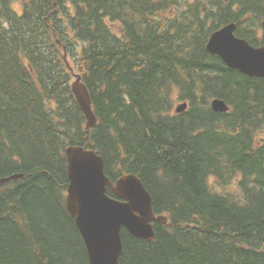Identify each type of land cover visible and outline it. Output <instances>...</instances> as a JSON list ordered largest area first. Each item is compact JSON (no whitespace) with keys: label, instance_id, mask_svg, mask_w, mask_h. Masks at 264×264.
I'll list each match as a JSON object with an SVG mask.
<instances>
[{"label":"trees","instance_id":"obj_1","mask_svg":"<svg viewBox=\"0 0 264 264\" xmlns=\"http://www.w3.org/2000/svg\"><path fill=\"white\" fill-rule=\"evenodd\" d=\"M263 21L264 0H0V179L24 175L0 188V264H89L67 146L139 177L168 218L153 243L123 229L121 264H264V79L206 49L230 23L264 46Z\"/></svg>","mask_w":264,"mask_h":264},{"label":"water","instance_id":"obj_2","mask_svg":"<svg viewBox=\"0 0 264 264\" xmlns=\"http://www.w3.org/2000/svg\"><path fill=\"white\" fill-rule=\"evenodd\" d=\"M236 30L237 24L230 23L212 33L206 47L208 53L221 58L231 69L264 79V46H252L239 38ZM72 91L85 115L89 134L97 126L98 119L89 91L80 77L73 83ZM211 107L219 114L230 110L220 99L213 100ZM187 109V103L180 104L176 113ZM65 154L70 180L66 206L84 239L89 264H121L123 228L135 238L155 242L154 225H167L168 218L156 215L152 196L139 177L129 173L113 183L105 173L103 157L88 147L67 146ZM23 178V174L1 178L0 188ZM108 189L116 198L109 196Z\"/></svg>","mask_w":264,"mask_h":264},{"label":"rangeland","instance_id":"obj_3","mask_svg":"<svg viewBox=\"0 0 264 264\" xmlns=\"http://www.w3.org/2000/svg\"><path fill=\"white\" fill-rule=\"evenodd\" d=\"M12 6H13V8L16 9L18 12H21V6H20V4H18V3H13Z\"/></svg>","mask_w":264,"mask_h":264},{"label":"bare ground","instance_id":"obj_4","mask_svg":"<svg viewBox=\"0 0 264 264\" xmlns=\"http://www.w3.org/2000/svg\"><path fill=\"white\" fill-rule=\"evenodd\" d=\"M19 181V180H18ZM12 182H16V181H12ZM9 183H11V182H9ZM9 183H7V184H9ZM6 185V184H5Z\"/></svg>","mask_w":264,"mask_h":264}]
</instances>
